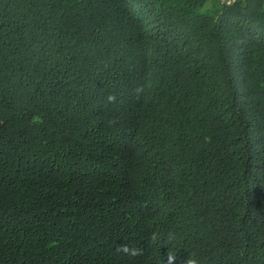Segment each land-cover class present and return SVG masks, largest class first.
Here are the masks:
<instances>
[{"label":"trees","instance_id":"1","mask_svg":"<svg viewBox=\"0 0 264 264\" xmlns=\"http://www.w3.org/2000/svg\"><path fill=\"white\" fill-rule=\"evenodd\" d=\"M193 262L264 264V0H0V264Z\"/></svg>","mask_w":264,"mask_h":264},{"label":"built area","instance_id":"2","mask_svg":"<svg viewBox=\"0 0 264 264\" xmlns=\"http://www.w3.org/2000/svg\"><path fill=\"white\" fill-rule=\"evenodd\" d=\"M220 6H230L233 3H236L241 0H216Z\"/></svg>","mask_w":264,"mask_h":264},{"label":"clouds","instance_id":"3","mask_svg":"<svg viewBox=\"0 0 264 264\" xmlns=\"http://www.w3.org/2000/svg\"><path fill=\"white\" fill-rule=\"evenodd\" d=\"M109 99L111 100V99H113V97H109ZM193 264H194V262H193Z\"/></svg>","mask_w":264,"mask_h":264}]
</instances>
